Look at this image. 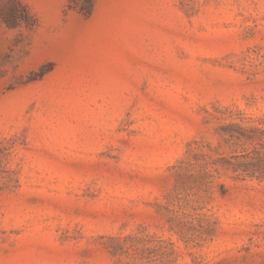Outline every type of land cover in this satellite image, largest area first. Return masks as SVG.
<instances>
[{
    "label": "rangeland",
    "instance_id": "1",
    "mask_svg": "<svg viewBox=\"0 0 264 264\" xmlns=\"http://www.w3.org/2000/svg\"><path fill=\"white\" fill-rule=\"evenodd\" d=\"M20 1L0 264H264V180L232 178L221 133L264 121V0Z\"/></svg>",
    "mask_w": 264,
    "mask_h": 264
},
{
    "label": "trees",
    "instance_id": "2",
    "mask_svg": "<svg viewBox=\"0 0 264 264\" xmlns=\"http://www.w3.org/2000/svg\"><path fill=\"white\" fill-rule=\"evenodd\" d=\"M0 18L10 27L31 26L35 21L28 6L20 0H0ZM49 69L40 68L39 76ZM257 123L259 125L231 122L221 128L223 141L239 149L224 157L222 162L233 173L234 180L246 177L264 180V121L258 120Z\"/></svg>",
    "mask_w": 264,
    "mask_h": 264
}]
</instances>
